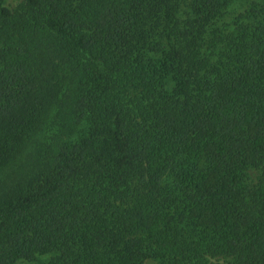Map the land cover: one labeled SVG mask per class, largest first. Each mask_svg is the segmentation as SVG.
Wrapping results in <instances>:
<instances>
[{"label": "trees", "instance_id": "trees-1", "mask_svg": "<svg viewBox=\"0 0 264 264\" xmlns=\"http://www.w3.org/2000/svg\"><path fill=\"white\" fill-rule=\"evenodd\" d=\"M0 264H264V0H0Z\"/></svg>", "mask_w": 264, "mask_h": 264}]
</instances>
